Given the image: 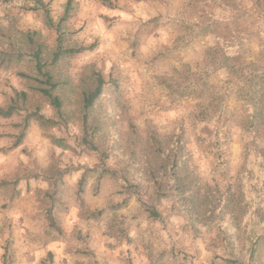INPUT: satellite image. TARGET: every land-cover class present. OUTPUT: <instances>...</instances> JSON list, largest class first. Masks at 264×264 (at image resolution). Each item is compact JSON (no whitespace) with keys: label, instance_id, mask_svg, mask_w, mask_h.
<instances>
[{"label":"rangeland","instance_id":"rangeland-1","mask_svg":"<svg viewBox=\"0 0 264 264\" xmlns=\"http://www.w3.org/2000/svg\"><path fill=\"white\" fill-rule=\"evenodd\" d=\"M43 1L57 24L67 0ZM110 1L74 0L60 26L64 48L92 49L48 66L61 85L62 120L45 100H30L59 125L43 130L30 122L23 130L21 115L0 118V264L4 254L9 264H264V241L248 260L249 225L213 209L214 198L224 206L227 189L236 190L243 152L264 148V133L242 130L237 89L222 83L205 56L225 40L264 74V14L251 12L249 0H240L239 11L220 0ZM29 4L0 2V49L28 53L26 35L35 32L50 63L60 35ZM20 73L32 67H0L1 106L13 91L28 90ZM97 74L103 93L87 119L88 144L77 96ZM212 101L217 113L207 109L197 128L202 140L191 115ZM153 133L164 142L183 136L185 207L152 182L158 173L151 169L159 168L149 151ZM51 136L69 148L53 145ZM257 182L262 187L264 177ZM45 192L57 200L59 232L45 219Z\"/></svg>","mask_w":264,"mask_h":264},{"label":"trees","instance_id":"trees-1","mask_svg":"<svg viewBox=\"0 0 264 264\" xmlns=\"http://www.w3.org/2000/svg\"><path fill=\"white\" fill-rule=\"evenodd\" d=\"M13 0H0V2L9 3ZM30 3V10H39L42 13L44 25L48 29L55 30L60 35V26L69 17L72 10L74 0H67L64 14L56 24L49 10L48 3L43 0H25ZM107 5H112L110 0H97ZM221 3L232 11L241 9L240 0H220ZM251 2V12L256 14H264V0H249ZM26 47L28 53L15 50L12 52L0 49V67L8 68L12 65H18L22 62H27L32 67V74H19V77L29 83L27 91H13L9 97L8 103L4 106L0 105V118L10 119L14 116L21 115L23 117V130H26L30 122H35L43 129L48 130L59 125V122L46 118L41 114L40 107L36 104H31L30 100L34 97L45 100L52 107L59 119H63L62 98L57 94L61 88L60 82L55 80L49 65H55L61 59L71 57L79 53L89 51L92 47H80L74 49L64 48L61 40V35L58 37V45L56 52L53 54L51 62L47 63L44 59L42 45L36 39V33H28L26 35ZM206 58L214 67V73H218L223 84L229 89L235 87L244 109V119L242 122V130L246 133L258 135L264 133V74L259 72L257 63H244L238 47L230 44L225 40H218L216 45L212 46L205 53ZM52 67V66H51ZM238 82L242 83L237 84ZM94 86H84L81 88L77 96L79 106L82 113V127L86 133L85 141L92 144L89 140V126L87 119L93 111L96 101L103 93L104 81L100 74H97L94 79ZM247 88H245V85ZM31 107V110L27 109ZM209 109L212 114L216 112L215 101L210 102L206 107L200 106L199 113L191 115L192 124L195 128L201 127L203 120H206V111ZM222 117V116H220ZM197 136L204 140L205 134L199 129L196 130ZM24 137L22 132L17 142H20ZM50 142L62 149L69 148L67 142L63 139L49 137ZM149 151L154 157L158 166L151 170L158 176L152 182L155 185L157 192H163L168 187V190L183 199L182 207H185L186 191L189 190L190 183H187L189 175L188 157L185 152L182 134H177L170 141H161L155 133L149 136ZM243 167L238 177V186L234 192L230 188L226 191L224 206L216 203L214 198L213 209L222 211L221 215L229 216L235 221L237 226L249 225L246 237L248 260H253L256 252L257 243L264 241V200H262L261 192L264 190L259 185L257 180L264 177V148L263 146H248L243 152ZM153 175V174H152ZM166 181V182H165ZM40 201L45 204L44 213L45 219L49 228L56 232L60 228L55 219L57 211L56 198L50 196L49 193H41ZM189 211V210H188ZM153 213V212H152ZM154 215V214H153ZM256 216V217H255ZM239 223V224H238ZM231 228L225 232L230 234ZM3 264H9L7 256H3Z\"/></svg>","mask_w":264,"mask_h":264}]
</instances>
